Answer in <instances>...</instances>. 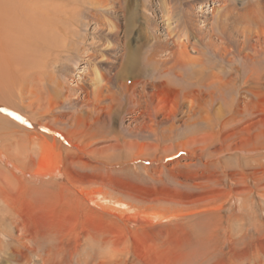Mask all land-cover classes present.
Returning <instances> with one entry per match:
<instances>
[{
    "label": "rangeland",
    "instance_id": "1",
    "mask_svg": "<svg viewBox=\"0 0 264 264\" xmlns=\"http://www.w3.org/2000/svg\"><path fill=\"white\" fill-rule=\"evenodd\" d=\"M115 1V54L108 25L94 20L100 3L110 10L113 0L84 2L74 12L78 50L67 53L60 37L66 47L42 57L40 81L21 76L5 84L2 96L41 125L15 134L12 126L0 129V187L17 202L15 212L37 214L17 231L7 198L0 199V264L24 250L21 240L41 253L24 252L28 264H42V257L46 264H86L90 254L111 264H264V0H165L179 3L182 20H193L182 28L205 66L203 84L194 85L192 66L168 69L176 66L179 39L165 31L139 38L140 30L154 36L156 20L146 15L158 0ZM206 1L211 9L198 17L196 7ZM136 45L130 79L126 54ZM101 75L108 88L97 98L89 80ZM48 120L59 130L54 136L41 130ZM47 147L51 165L42 161Z\"/></svg>",
    "mask_w": 264,
    "mask_h": 264
},
{
    "label": "bare ground",
    "instance_id": "2",
    "mask_svg": "<svg viewBox=\"0 0 264 264\" xmlns=\"http://www.w3.org/2000/svg\"><path fill=\"white\" fill-rule=\"evenodd\" d=\"M81 1H83V2H79V0H0V129L3 128L4 130L5 129L8 130L9 127L12 126L11 129H10L11 131L8 132V133L15 134L17 132V129H15V128H18V129L21 128L24 131H26V128H28V127L37 129L36 126L38 124L41 125L38 120L36 121V119H35L36 124H35L34 121H31V118L34 117V116H32V117H30V115L28 116V114L22 112V110H19V108H18L19 106L18 107L17 106L16 107L13 106L12 105V101L10 102L9 100H7V97L4 98L2 96V94L4 92L3 90L5 89L4 88L5 84H7L9 82H15V80H17L21 76L22 77H28V81H40V76H39V79H38L37 78L38 76H36V74L37 75L39 74V72L37 71L38 67L42 66L44 64V63L41 62L43 60L42 57H44L45 54H47L48 56L53 55V57H54V55L58 54V53L56 54L55 51H57L60 47H66V44L62 45V46H59L60 44H58V41H60L61 44H64V41H67L69 43L68 47H66V52L67 53L70 50H74V51L78 50V48H77V46H75V44H76L77 39L79 38L78 36L80 35V33H79L80 29L78 28L79 27L78 23L74 19L75 16L78 15V14L74 13V12H76L75 6L77 4H81V3H84V2H86V3L90 2V4H92V5L93 4L96 5V4L99 3V0H81ZM36 3H38V4H36ZM116 3L117 2L115 0H113V3L111 4V8L112 9H110V10H109V8H105L107 3L106 4L104 3L105 6L100 3V6H98V11H99L100 16H98V17H96L94 19L96 24H107L108 25L107 31L112 36L109 38V41L107 42V46L108 45H109V47L112 46L111 47V51H112L111 53L114 52V54H115V52L117 50L116 46L118 45L117 43H118V40H119V38H118V33H119V28H118L119 15L115 11L116 8H117L115 6ZM152 4L155 6L152 9L155 12H149L146 15V19L147 20L151 19L150 21H155L156 20L155 23H154V27H153V32L155 34L153 36V34H151L150 31H144L143 32V31L140 30L139 38H141L144 35H146V40L148 41V40H151L150 37H153V38L154 37H158V35H160V33L165 31L164 32L165 33L164 34L165 37H167V38L170 37L169 39H171L172 41L179 39V43H177V44H179L178 48H180L181 51H179V55L176 58V61H177L176 66L175 67L171 66L170 68L165 67V68H168L169 70H174V68L178 67L181 70V68L183 69V68L192 66L193 67L191 69L192 70V74H193V72H195L194 74H196V72H198L197 73L198 75H195V76H196V78L199 79L198 80V79L195 78V82H192V84L194 85L196 82L198 84H203V82H202L203 78H202V75H201L202 68H203V70H205V66H204V62H203L204 60L202 59L203 56L195 57L194 55H192V53L197 51L198 49H196V47H194L192 45V43H190L191 42V40H190L191 38L189 37L190 34L188 32V29L186 28V26H188L187 24L190 23V25H191V23L193 21V20H191L190 15L187 14V15H189V17H188L189 19L187 21L186 20H182V13H181L182 10H181L178 2L173 7H170L168 4H166L165 0H158V1L154 2V3H152ZM211 6L212 5L209 2H207V1L205 3L203 2L202 5L201 4L197 5L195 12H196V14H198V17H202V16H204V13L206 11L211 9L210 8ZM109 11H110V13H109ZM132 15H133V13H132ZM156 16H157V19H155ZM58 18H60L59 21H61L62 23L57 22ZM133 18L135 19L134 21H136V15ZM57 23L58 24L60 23L61 26L58 25ZM182 24H184L186 26H184L182 28V26H183ZM77 29H79V30H77ZM199 29H201V28H199ZM62 36H64V37H62ZM60 37L63 40L56 41ZM194 44H196V42ZM77 45H78V43H77ZM82 47H84V46H82ZM103 49H104V47H103ZM137 49H138V45H136L133 49H131V51H129L126 54V57H127L126 60L127 61H126L125 72L127 73V75L129 76L130 79L134 77V75L136 74V70H137V64H138V59H139V58H137V54H138L137 53L138 52ZM139 49H140V47H139ZM200 54H203V53H200ZM65 56H67V55H65ZM103 56H104V53H101L100 54L101 60L102 59L105 60V58ZM109 56L111 57L110 54H109ZM79 57H80V55H79ZM79 57H78L77 60H79ZM77 60L74 61L72 64H79L77 62ZM147 61L149 63H151V60H147ZM50 63L47 64V66L50 65ZM54 64L56 65L55 62H53L51 65L54 67ZM197 65L201 66V68L200 67L199 68H194V66H197ZM212 67H214V66H212ZM66 68L69 69V65L66 64ZM94 68H95V66H94ZM165 68L161 72L168 71ZM40 69H42V68H40ZM71 69H72V67H70V70ZM99 70L100 69H97V71L94 73V76L97 77V75L101 73ZM187 70H189V69H187ZM186 71L184 70L183 73L186 72ZM192 74H191V77H192ZM40 75L43 76L44 73H43V75L42 74H40ZM49 75L53 76L54 72H51V74H49ZM181 75H182V72H181ZM54 76H56V75H54ZM180 77H182V76H180ZM55 78L56 77L52 78L53 82L56 81ZM218 78H219V76H218ZM92 80L95 83V86H98L97 90H95V92H94V97H97L99 95L98 97L100 98L103 95V91L108 88V85L107 84L102 85V83L104 81V76L103 75H101V77L98 78V79L94 78V79H91L89 81L91 82ZM21 81L20 82L18 81V84L21 83ZM42 81H44V80H42ZM190 83H191V81H190ZM47 84H48V82H47ZM127 84L126 85L122 84V88L127 89ZM158 85H160V84H158ZM59 86L60 85H58V87ZM220 86H221V84H220ZM54 88L56 89L57 87H54ZM54 88H51V91H55V90H53ZM59 88L61 89V87H59ZM82 88H86V86L84 85V86H80L79 87V89H82ZM11 89H12V87H10L7 91H11ZM220 89H221V87H220ZM58 93H60V92L58 91ZM6 94H8V92ZM8 98H9V96H8ZM114 98H116V96ZM20 100H21V98H20ZM220 100H221V98H220ZM3 106H4V108H3ZM12 109L13 110L15 109L18 112H22L25 116L21 115V117H18V115L16 113H14ZM34 110H36V109H34ZM46 112L47 111H45V113ZM45 113L43 115L44 117H45ZM33 114H35V113H33ZM224 115H226V114H224ZM34 118H32V119H34ZM50 121L49 122H45L44 121V123H42L43 125L41 126V130H43V132H48L49 134L54 136L56 133H59V130L54 128L51 125ZM33 123L35 125H33ZM30 132H32V131L30 130ZM43 132H41V134ZM36 133L37 132H35L34 134H36ZM44 135H45V133H44ZM60 136H62V135L60 134ZM43 150L45 151L43 153V157H42L43 158L42 161L44 162L43 164L51 165L52 162H53L52 161L51 148L47 147V148H45ZM239 151H241V150H239ZM19 158H20V156H19ZM14 165L17 166V164H14ZM237 165H238V167H240L243 164L240 165V163H238ZM0 196H1V198H0L1 200H5L6 201V198H7L8 211L10 213L12 212V214H13L12 216H10V213L8 212L9 216H10L9 219H11L10 222L12 224H16V222H17V225H15L16 228L17 227H21V229L17 228V231H19V230L22 231V230H24V228H26L29 225L28 224V218L30 219L32 216L35 218V215L37 216V214L29 213V215H31V216L27 215V217H25L26 218L25 219L24 218L25 215L22 214L21 211L15 212L14 208H16V204L15 203H17V202L16 201L13 202L9 197H7V194L5 193L4 190H2L1 187H0ZM97 200L98 201H102L103 200V202H104L105 198L99 197ZM92 202H95V200H90V203H92ZM1 204H2V202H1ZM14 215H16V219L19 218L20 220L19 221H17L18 219L15 220ZM161 218L163 219V215L162 214H157V216H154L153 219H155V220L157 219L159 221V219H161ZM36 220H38V218ZM36 220H35V222H36ZM37 223H38V221H37ZM19 224H21V226ZM40 224H41V222H40ZM44 226L45 225H43V227ZM23 233H24L23 235H21V234H20V236L18 235L17 238L21 239L20 237L25 236L26 231H24ZM20 242H22V244L19 247L24 248V250H21V249L12 250L11 254L9 255L10 258L9 257L7 258V262L8 263L10 262V260H12L13 262H15L14 264H28V262H27L28 258H27V255L24 252H26V253H28L29 251L33 252V253L35 252V255H36L35 258L40 256L41 253L39 254L38 251H35V249L33 247H31L32 245H30V244L28 245L27 244L28 242L27 243H26V241L23 242V240H21ZM106 243H107V241H106ZM110 254L108 256H111ZM18 255H20V256H18ZM87 256H88V259L82 257V258H84V260L86 259V264H106V262H107V264H111L107 260H100L99 259V260H97L98 262L97 261H93L91 254L87 255ZM16 259H17V261H16ZM40 260H41L42 264H46V262L48 261L47 258H43V257ZM18 262H20V263H18ZM8 263H6V264H8Z\"/></svg>",
    "mask_w": 264,
    "mask_h": 264
}]
</instances>
